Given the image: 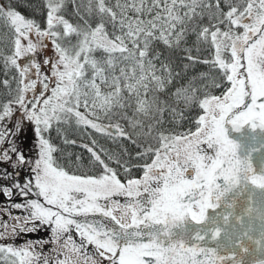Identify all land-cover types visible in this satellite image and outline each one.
<instances>
[{
  "label": "snow or ice",
  "instance_id": "obj_1",
  "mask_svg": "<svg viewBox=\"0 0 264 264\" xmlns=\"http://www.w3.org/2000/svg\"><path fill=\"white\" fill-rule=\"evenodd\" d=\"M41 3L0 6V164L37 197L0 241L50 237L0 264H264V0ZM72 128L117 145H79L95 174L58 162Z\"/></svg>",
  "mask_w": 264,
  "mask_h": 264
},
{
  "label": "trees",
  "instance_id": "obj_2",
  "mask_svg": "<svg viewBox=\"0 0 264 264\" xmlns=\"http://www.w3.org/2000/svg\"><path fill=\"white\" fill-rule=\"evenodd\" d=\"M9 5H11L13 8H16L27 17H33L35 15L36 19L41 21L43 19V17L38 14L39 8L42 7L41 0H0V6H9ZM3 31L4 29L2 25H0V32ZM0 50H4V49H0ZM203 70H205V66L203 65H199L196 68V71H203ZM0 78H2V73H0ZM5 99H6L5 94L3 93L2 90H0V102H3ZM90 131L91 130H89V132ZM66 134L69 139L76 140L77 144L76 145L64 144L59 137L53 134V143H55L61 150L60 152L56 153V157L58 162L62 166H64L68 171L75 172L76 174H82L84 172H87L88 174H95L98 171V169H94L89 166V154L86 152L85 149L79 147L80 144L90 143L91 139L94 138L97 140L98 145L104 147L105 149H108L110 151L117 149L116 144L112 143L106 137L97 133H92L90 137L82 129L72 128L69 129ZM31 142H32V134L31 131H28L27 140L23 145L25 149V153L27 155H30L27 149L29 147L28 145H30ZM129 150H132L130 146H129ZM77 156H80L82 158L81 161L79 162L76 161ZM12 170L14 169L9 168V166L5 164H0V190L7 187V188H11L13 193L11 197L6 198L3 192L0 191V199L2 202L7 201L11 205H13L14 203H26L23 199L19 198L18 190L14 188V183H17V181L11 174ZM5 171L7 172V174H5ZM133 175L138 177L139 175H141V172L138 169H134ZM123 178H124L123 174H121V179ZM114 199H119L121 200V202L124 201V198L122 197H115ZM23 213L27 215L26 212L23 211ZM44 234L47 233H43L41 238H43ZM93 250L94 249L89 247L90 252Z\"/></svg>",
  "mask_w": 264,
  "mask_h": 264
},
{
  "label": "rangeland",
  "instance_id": "obj_3",
  "mask_svg": "<svg viewBox=\"0 0 264 264\" xmlns=\"http://www.w3.org/2000/svg\"><path fill=\"white\" fill-rule=\"evenodd\" d=\"M28 146H30V145H28ZM29 154L31 156L35 155L34 153H29ZM5 165H7V164H5ZM7 166H9V165H7ZM9 168H11V167H9ZM11 169H13V168H11ZM14 170H16V169H14ZM22 170H24L26 173L30 174L27 169H22ZM6 198H9V197L6 196ZM9 213H11L12 216H24L25 215L23 213L22 209H15L7 201L2 202L1 199H0V219H2L4 221L10 220ZM42 231H44V232H42ZM48 231L49 230H47L46 228H41L37 232L24 233V234H21V235L15 237L14 239H9L7 241H0V243H12L14 245L19 246V245H23L26 241L39 242V241H42V240L49 239L50 232H48ZM43 233H47V234H44L43 238H41ZM51 248H52V245L48 244V245H45L43 247L42 251L44 252L45 255H50L51 254L50 253Z\"/></svg>",
  "mask_w": 264,
  "mask_h": 264
},
{
  "label": "water",
  "instance_id": "obj_4",
  "mask_svg": "<svg viewBox=\"0 0 264 264\" xmlns=\"http://www.w3.org/2000/svg\"><path fill=\"white\" fill-rule=\"evenodd\" d=\"M11 174L13 175V177L15 178V180L19 183H23L24 181H26L29 178V174L26 173L24 170L20 169H16V170H12ZM18 196L19 198L23 199L25 202H27V199H36L37 197L35 196H29L27 198L21 196L18 192ZM97 219H100L99 217H97Z\"/></svg>",
  "mask_w": 264,
  "mask_h": 264
}]
</instances>
